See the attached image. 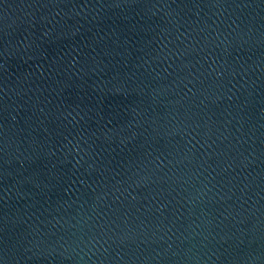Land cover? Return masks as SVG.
Wrapping results in <instances>:
<instances>
[{
    "label": "water",
    "instance_id": "95a60500",
    "mask_svg": "<svg viewBox=\"0 0 264 264\" xmlns=\"http://www.w3.org/2000/svg\"><path fill=\"white\" fill-rule=\"evenodd\" d=\"M0 264H264V0H0Z\"/></svg>",
    "mask_w": 264,
    "mask_h": 264
}]
</instances>
